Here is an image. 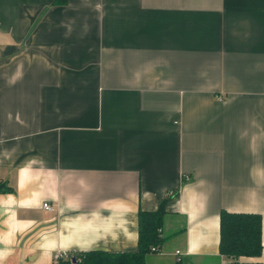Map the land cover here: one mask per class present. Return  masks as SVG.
<instances>
[{"label": "crops", "instance_id": "1", "mask_svg": "<svg viewBox=\"0 0 264 264\" xmlns=\"http://www.w3.org/2000/svg\"><path fill=\"white\" fill-rule=\"evenodd\" d=\"M0 186V264L136 251L172 191L147 264H232L222 210L264 263V0H0Z\"/></svg>", "mask_w": 264, "mask_h": 264}, {"label": "trees", "instance_id": "2", "mask_svg": "<svg viewBox=\"0 0 264 264\" xmlns=\"http://www.w3.org/2000/svg\"><path fill=\"white\" fill-rule=\"evenodd\" d=\"M9 190V189H5ZM0 191H2L0 186ZM172 191L154 211L140 210L138 223V249L136 251L112 252L91 250L59 259L56 264H147L146 255L160 252L164 241L166 203L178 197ZM262 216L259 213L231 212L222 210L220 215V253L232 259V264H264L263 262L241 261L240 257H256L262 253Z\"/></svg>", "mask_w": 264, "mask_h": 264}, {"label": "built area", "instance_id": "3", "mask_svg": "<svg viewBox=\"0 0 264 264\" xmlns=\"http://www.w3.org/2000/svg\"><path fill=\"white\" fill-rule=\"evenodd\" d=\"M43 208L46 209V210H52V207L49 203H43ZM178 253H180V251H177ZM69 257L68 253H65V252H56L55 255H54V260L55 262H57L59 259L61 258H67Z\"/></svg>", "mask_w": 264, "mask_h": 264}, {"label": "water", "instance_id": "4", "mask_svg": "<svg viewBox=\"0 0 264 264\" xmlns=\"http://www.w3.org/2000/svg\"><path fill=\"white\" fill-rule=\"evenodd\" d=\"M75 259V257L74 256H72V260H74Z\"/></svg>", "mask_w": 264, "mask_h": 264}]
</instances>
